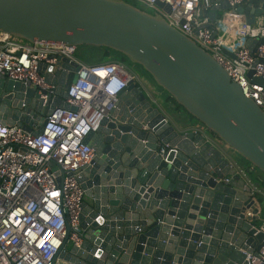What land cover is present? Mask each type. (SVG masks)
Returning a JSON list of instances; mask_svg holds the SVG:
<instances>
[{"label":"water","instance_id":"obj_1","mask_svg":"<svg viewBox=\"0 0 264 264\" xmlns=\"http://www.w3.org/2000/svg\"><path fill=\"white\" fill-rule=\"evenodd\" d=\"M261 1L252 0L237 13L253 23L255 14L263 13ZM157 4L170 12L169 5ZM228 8L225 0L202 2L210 23H218ZM0 32L30 43L118 52L150 75L174 101L172 109L178 106L203 127L198 133L177 129L137 81L130 82L111 118L85 141L96 156L80 178L86 199L82 244L62 251L60 259L70 264H242V251L264 246L252 188L237 174L241 169L249 177V171L235 159L264 175V111L194 41L124 0H0ZM259 44L264 39L247 41L251 50ZM59 65L65 71L55 77L48 67L46 80L57 88L45 106L34 88L0 76V122L37 135L56 109L75 110L66 103V89L79 67L67 59ZM253 75L251 70L248 76ZM165 145L169 148L161 154ZM248 210L255 216L246 218Z\"/></svg>","mask_w":264,"mask_h":264},{"label":"built area","instance_id":"obj_2","mask_svg":"<svg viewBox=\"0 0 264 264\" xmlns=\"http://www.w3.org/2000/svg\"><path fill=\"white\" fill-rule=\"evenodd\" d=\"M132 1L140 4L139 9H153L156 16L211 55L243 94L264 111V45L253 50L247 45L249 40L264 39V0L260 3L263 13L255 14L253 23L237 13L252 0H225L229 8L219 14L218 23H210L203 14V0ZM157 2L169 5L170 12ZM77 50L63 43H30L0 32V76L34 88L44 106L50 95L55 97L57 88L46 80L48 67H53L54 77L65 71L59 65L62 59L79 67L77 79L66 89V103L76 109H56L47 117L41 134L0 122V264H70L59 254L68 252V245L79 248L82 244L80 217L85 190L80 178L82 168L96 156L95 147L85 141L105 118H111L119 94L138 77L123 61L87 64L76 57ZM41 65L47 68L43 71ZM251 70L254 75L249 78ZM197 124L196 133L203 130ZM168 148L165 145L159 152ZM237 174L245 177L254 198L261 194L243 170L238 169ZM248 216L255 214L248 210ZM257 228L264 233V220ZM242 252V264H264V246L259 251Z\"/></svg>","mask_w":264,"mask_h":264},{"label":"crops","instance_id":"obj_3","mask_svg":"<svg viewBox=\"0 0 264 264\" xmlns=\"http://www.w3.org/2000/svg\"><path fill=\"white\" fill-rule=\"evenodd\" d=\"M138 86L147 93L150 99L156 103L158 107L162 109V111L168 116L169 120L175 125L177 129L180 130H188L194 129L197 127V122L190 117L186 112H184L181 108L176 106L177 108L172 109V106L175 105L174 101L161 89L159 88L153 81H145L144 78L138 77ZM209 138L213 139V134H208ZM215 139V138H214ZM217 141V140H216ZM239 161L240 165L245 166L249 171V178L252 182L261 190L262 197H264V175L258 169L254 168L247 161L236 156L235 158ZM228 179L231 176L227 177ZM258 195V196H260ZM86 200V199H85Z\"/></svg>","mask_w":264,"mask_h":264},{"label":"rangeland","instance_id":"obj_4","mask_svg":"<svg viewBox=\"0 0 264 264\" xmlns=\"http://www.w3.org/2000/svg\"><path fill=\"white\" fill-rule=\"evenodd\" d=\"M129 2H133L132 0H128ZM135 4V7H141L140 4L138 2H133ZM144 10H146L148 13L152 14V15H156L157 13L149 8V7H144ZM76 57L78 59H80L81 61L90 64L91 61H95L98 58V54L97 51L93 50L92 48H89L87 46H80L78 47V50L76 52ZM110 58H105V62H109V61H124L126 63V65L128 66V68L135 74L137 75V77L140 78H144L145 81H152V78L150 77V75L146 72H144V70L141 68V66L136 65V64H132L129 62V60H127L122 54L112 51L110 54ZM256 205L258 206L259 209V219L255 222V225L258 227L262 224V221L264 220V200L261 201L260 200V196H256L254 198ZM69 249L71 247V245H68Z\"/></svg>","mask_w":264,"mask_h":264},{"label":"trees","instance_id":"obj_5","mask_svg":"<svg viewBox=\"0 0 264 264\" xmlns=\"http://www.w3.org/2000/svg\"><path fill=\"white\" fill-rule=\"evenodd\" d=\"M128 3H130L131 5L135 6V4L133 2H129L128 0H124ZM92 48L93 50L97 51L98 54V58L95 61H91L90 64H96V63H103L105 62V58H110V54L112 52V50L110 49H106V48H96V47H89ZM124 62V61H123ZM260 200L263 201L264 197H262V195H260Z\"/></svg>","mask_w":264,"mask_h":264}]
</instances>
